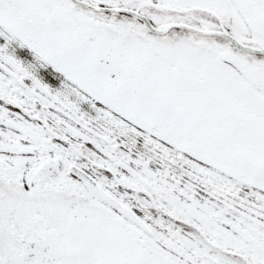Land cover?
<instances>
[{"label": "snow or ice", "instance_id": "1", "mask_svg": "<svg viewBox=\"0 0 264 264\" xmlns=\"http://www.w3.org/2000/svg\"><path fill=\"white\" fill-rule=\"evenodd\" d=\"M0 264H264V0H0Z\"/></svg>", "mask_w": 264, "mask_h": 264}]
</instances>
